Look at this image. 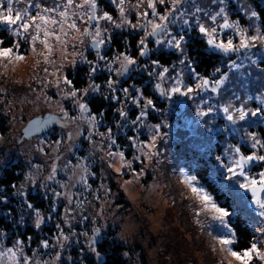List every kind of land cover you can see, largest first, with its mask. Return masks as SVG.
<instances>
[{
	"label": "snow or ice",
	"instance_id": "6c2138e0",
	"mask_svg": "<svg viewBox=\"0 0 264 264\" xmlns=\"http://www.w3.org/2000/svg\"><path fill=\"white\" fill-rule=\"evenodd\" d=\"M217 2L221 5L217 11L196 6L194 11L189 13L182 9L185 0H136L134 4L131 0H111L118 12L117 18L109 11L99 10L97 0H64L62 4L56 2L54 7L45 6L41 0H0V26H4L8 34L15 38L14 42L0 38V68H3L5 73L15 70L22 62L27 61L25 44L29 45L33 55L38 57L37 67L41 64H51L55 67L52 57L57 47L66 59L70 40L74 42L75 48L76 43L84 44L85 38H88L90 46L96 51L95 62L84 56L83 52H74L70 61L73 68L77 60L89 66V82L85 88L76 87L67 74H57L64 68L63 63L55 72L49 73L47 67L43 69L46 74L56 77L54 81H47L43 86L55 87L61 95V101L70 100L77 110V114L72 115L60 101L57 102L62 114L57 121L61 124V135L51 142L52 152L59 153L61 146L67 142V152L74 154L73 150L78 147L77 141L81 137L88 141L90 147L88 155L75 156V163L71 159L66 160L63 169H60L58 164L62 157L55 155L45 180L55 182L64 191L51 189L52 206L47 219H52V213L58 211L57 201L63 198L67 201L63 223L68 226L69 231L66 233L62 225L57 223L54 242L46 238L41 239L38 245L40 249L63 250L71 238L84 236L87 237L86 247L100 260L102 254L97 245L101 229L93 227L91 236L87 232L77 233L72 230L76 211L83 213L87 201V197L79 199L82 193L72 189L78 185H82L85 191L92 189L90 177L96 176L92 165L96 163L98 154L102 165V179L103 165L117 176H124L127 171H132L134 176H138L144 169L141 168L137 173L133 167L134 162L138 161L141 165L145 161L150 164L162 163L160 158L168 149L165 147L162 153L160 145L163 143L166 146L174 138L169 117L179 105L188 109L191 119H187L186 124L203 141L202 151L209 169L207 181L192 171L185 170L181 173L183 184L191 193L189 199L194 201L192 211L196 224L215 237L218 250L228 257L227 264H264V134L252 130L257 123L264 125V91L245 97L233 92L232 96L221 100L228 90L230 73L240 70L244 65L229 59L228 71L216 67L211 75L201 74L195 66V60L187 52L184 31L187 28L190 33L195 27L204 39L207 50L214 54L228 58L232 54L239 56L243 52L245 57L250 59V49L258 45L264 46V27L257 24L255 32L251 33L248 27L241 25L239 19L230 18L224 6L225 0H211L212 4ZM241 7L248 20L261 19L256 10H249L243 5ZM133 11L135 23L131 18ZM77 21L87 26L81 30ZM178 23L183 27L176 33L172 26ZM109 25L114 29L128 28L143 33L136 43V54L131 51L127 40L124 42L123 51L117 50L111 57L102 54V49L113 42ZM153 42L158 47H151ZM159 46L173 51L180 57L179 67L177 62H173L169 67L160 59L152 58V53L158 52ZM142 58H147L150 63H141ZM101 61L109 73L104 85L108 90L104 98H110L120 105L115 109L119 115L115 122L116 128L121 131L128 128L134 133L126 137L128 143L125 147L133 150L131 159L118 143L111 126L105 125L107 131H100L105 117L104 111L93 113L85 99L89 92H102V85L95 82V73ZM251 63L258 65L257 60H252ZM140 71H144L153 81V95H146L143 88L135 84L129 87L120 86V78H127ZM260 71L264 73V67H261ZM261 88L264 89V82H261ZM45 99L50 97L45 96ZM251 102H255V106H252ZM129 104L139 110L134 119L127 110ZM162 104L167 107H162ZM153 115L159 117L157 122H149ZM46 124V121H33L24 134L29 135ZM84 125H87V136H83ZM70 126H74V130ZM145 135L147 138H142ZM220 135H224L223 143H214L213 137L218 138ZM45 143V140H40V145ZM37 151L48 155L43 146L38 147ZM33 167L39 170L42 166L37 164ZM58 171L65 173L67 181L57 179ZM24 181L36 185L37 176L30 172L25 175ZM131 183L129 180L124 181L125 185ZM12 187L17 189L14 194L25 197V209L34 215V227L40 229L46 218L42 210L26 198L25 184L21 183L19 188L13 184ZM39 187L47 190L49 185L40 182ZM100 190H103L105 197L112 194L111 188L101 183L93 193L94 200L101 199ZM0 199L7 202L6 197ZM73 203L75 208L72 207ZM102 215L103 209L96 214ZM241 215L245 217L252 233L251 240L243 248L240 247V233L236 226ZM20 219L23 222L24 216ZM88 219L89 217L84 215L80 222ZM92 223L95 225L98 220L94 218ZM6 235L5 231L0 230V238ZM32 239V236H28L26 243L25 240L17 238L10 247H6L0 239V264H59L61 251H55L51 261L42 259L43 254L35 248L31 250V255H28L25 249ZM81 251L83 252V249ZM124 255L128 253L125 252ZM68 260L71 261L72 257L69 256ZM80 264H84L83 260Z\"/></svg>",
	"mask_w": 264,
	"mask_h": 264
},
{
	"label": "rangeland",
	"instance_id": "374dc122",
	"mask_svg": "<svg viewBox=\"0 0 264 264\" xmlns=\"http://www.w3.org/2000/svg\"><path fill=\"white\" fill-rule=\"evenodd\" d=\"M98 1L99 0H97V3ZM105 1L113 6L115 11L114 14H111L118 18V12L116 11L115 6L111 3V0H103L102 2ZM255 1L256 0H225L224 6L226 7V11L229 13L230 18L232 20L239 19L241 25L244 26L243 20H248V18L242 11L241 6L243 5L244 8L253 10V2L255 3ZM41 2L45 6L54 7L56 2H60L62 4L64 0H41ZM77 2H79V0H77ZM131 2L134 4L136 3V0H131ZM258 3V5H262L264 7V0H258ZM196 6H201L206 9L210 8L212 11H217L221 5H219L218 2L216 4H212L211 0H185V3L182 5V9H186L189 13H191L194 11ZM98 9L104 11L103 8H101V3H98ZM161 11H163V9H161ZM33 14H35V10H33ZM200 15L202 18H204L202 13ZM131 18L135 23L134 11L132 12ZM259 21L260 20H248L245 23L247 25L244 27H248L250 32L254 33L255 26L257 24L260 25ZM77 22L81 27V30H83V27L87 26L80 24L79 21ZM108 27L110 28V31L113 35L115 33H126L128 35L140 36L143 34L142 32H136L128 28L114 29L110 25ZM181 27H183L182 24L178 23L173 25L172 29L174 32L179 33ZM3 29H5L4 26H0V31ZM184 31L187 43L193 42L197 36L201 37L195 27H193V31L190 33L187 31V28H185ZM229 34L232 33L229 32ZM7 36H10L8 32ZM12 39L14 42L15 38L12 37ZM73 43L74 42L71 40L68 43L66 59L62 57L59 47H57V50L52 57V59L55 61V67L51 64H41L39 67H37L36 60L38 57H35L31 52L29 45L25 44L24 48L27 49V61L22 62L15 70L9 71L7 73H5L3 68H0V115H4L7 120V126L4 129L5 133L0 132V165L4 164L6 161H20L24 163L27 168L24 177L30 172L37 176L36 185H32L30 182L24 181L23 178L21 183L25 184L24 191H40L48 198H51V200L52 188H56L58 191H64L63 189H60L55 182L45 180L51 170V164L55 158V155H60L62 157L61 160L58 161V164L60 169H63L66 160L71 159L73 163H75V156L88 155L90 145L88 144L87 140L81 137L80 140L77 141L78 147L73 150L74 154L67 152V142L61 146L59 153L54 154L50 144L52 141L60 138L61 124L52 127L47 132L34 135L30 138H25L22 135L21 130L26 121L36 115L51 111L61 114L57 103L58 101H60L72 115L77 114V110L74 109L70 100L61 101V95L58 94V90L55 87L49 85L47 88H45L43 86L47 81H54L56 78L55 76L46 74L43 69L47 67L49 73L55 72L59 65L63 63L64 68L57 74H66L69 70L74 69L70 64V61L73 59L74 52H83L84 56L95 62L96 51H94L95 53L91 52L90 40L88 38H85L84 44L76 43L75 48H73ZM110 45H107L102 49V54L108 57L113 55H108L107 53ZM150 46L153 48L158 47L154 42ZM193 48H195V46ZM203 49L206 52H210L207 50V46H204ZM131 51L133 54H136V49H131ZM161 51L167 52L170 50H166L162 46H159V51L152 53V58L154 54H157ZM216 55L218 56L216 67H220L222 71H228L227 63L229 59L236 60L238 64L244 65V67L240 70L230 73L231 80L228 90L224 95H222L220 98L221 100L232 96L233 92L241 95V97H245L246 95L255 96L264 91V89L261 88V82H264V73L260 71V68L264 67V46L258 45L256 48L250 49L248 51V57H250V59L246 58L243 52L239 54V56L237 54H232L228 58L222 57L219 54ZM179 58L180 57L178 56V59L175 60V62H177V67H179ZM252 60H257L258 65H253L251 63ZM145 62L150 63L147 58H142L141 63ZM172 64L173 63L165 66L170 67ZM80 65H86L89 70V66L86 63H82L77 60L75 68ZM214 69L211 70L209 75H211ZM97 74L105 76L106 78L105 80L101 79L102 82H98L102 85V92L104 94L105 91H108L104 85L109 73L107 72L103 61L100 62V67L98 68L95 75ZM112 76L115 78L114 73ZM139 76L140 78H138ZM86 77L87 84L83 88L87 87L89 82L88 76ZM120 79L121 87H129L130 85L135 84L137 87L143 88L148 81H151L153 86V81L144 71L134 72L127 78ZM135 79L141 80L137 81ZM150 91H152V87L150 88ZM96 94L97 93L89 92L85 99ZM145 94L153 95V92ZM133 95H135V93H133ZM45 96L50 97V99H45ZM121 99L123 100L122 95ZM106 100L107 102L111 101L114 112L110 117V120L107 121L108 123H105V121L101 123L100 131L106 132L107 128L105 125H108L112 127L113 133L116 137L120 135L126 137L127 135H133L134 133L128 128L123 129L122 131L117 130L115 122L119 119V115L115 112V109L120 105L110 98ZM251 103L252 106H255V102ZM161 106L167 107L166 104H162ZM127 110L129 111L130 117L132 119L135 118L139 111L134 105L131 104L128 105ZM153 118H155L156 121H154ZM158 119L159 117L153 115L149 122H157ZM187 119H191V116L188 114L187 107H181L179 105L176 106L169 117V121L173 125L172 133L174 138L168 143V145L165 146L163 143L160 145L162 153H164L165 147L168 149V151L160 158L163 162L160 164H150L145 161L143 165H141L138 161L134 162L133 167L137 173L140 172L141 168L144 169L143 173L138 176H134L132 171H127V174L124 176H117L114 172H112L111 169H108L106 165H103L104 171L102 179V165L98 154L96 163L92 165V169L96 172L95 177H90L92 189L85 191L82 185H78L77 188L72 189L74 192L82 193V195L78 197L79 199L83 200L84 197H87V201H85L84 212L81 213L79 210H77L75 213V219L72 221V230L76 231L77 233L87 232L88 235L91 236L92 228L99 227L101 229L100 239L110 237L114 234L117 240L129 247V251L131 252L129 253V256L130 259H132L130 261L131 264H175L179 261L186 263L195 262L196 264H205L203 249L198 247L195 235L182 227L179 217L184 219L188 218L189 221L194 222L195 225L198 226V229L201 230L200 232L197 229L195 233L200 234L199 237L203 236L202 233L204 234L205 238L209 237V240H211L212 244L215 245L216 250L219 249V246L212 234L196 224L192 207H188L190 204L193 205L194 201L189 199L191 196L190 190L186 185L183 184L182 181L181 173L186 169L183 167L175 168L174 170L167 168L169 165L168 161L171 157H179L181 153H183L182 151L186 150L185 148L183 149L184 142L188 143V147L194 146L195 141L191 140V138L198 135L187 126ZM258 125H261L264 128V125L257 123L253 126L252 130L254 131V128L258 127ZM70 127L74 130V126ZM84 128L85 131L83 136H87V125H84ZM144 131L146 132V130ZM177 133L180 134L177 135ZM142 138L146 139L147 137L145 135ZM97 139L99 140V137H97ZM40 140H45L46 143L44 145H40ZM189 140L191 141L189 142ZM126 145L127 143L125 142L124 146ZM41 146H43L48 152L47 156L37 151V148ZM131 155H133L132 149ZM37 164L42 166L41 169L38 170L33 167V165ZM256 170L257 169H253V171ZM57 179L61 181H67V176L63 171H58ZM125 180L132 181V183L125 185ZM40 182L47 183L49 185L48 189H41L39 187ZM101 183H104L109 188H111L112 194L108 197H105L103 190H100L99 195L101 196V199L94 200L93 193L96 192ZM125 188H127V191H125ZM75 199L76 198H74V201ZM66 204L67 201L63 198L57 201L56 207L59 211L52 213V219L50 220L47 219L49 213L46 215L42 212L46 218L44 223L52 224L55 228L56 224L60 223L67 233L69 228L63 223L64 208ZM72 207L75 208V203H73ZM101 209H103V215L96 216V214L99 213ZM55 213H58V216L54 215ZM84 215L88 216L89 219L81 223V217ZM23 216L29 218V220L34 224V215L30 211H27L25 207ZM94 218L98 220V223L95 225L92 223ZM56 231L57 229L46 239H49L50 242H54L53 237ZM0 239L3 240V243L6 247H10L13 244L5 243L6 236ZM86 245L87 237L79 236L78 238H71L66 243V246L63 250H60L59 248H56L55 250L52 248L44 250L40 249L38 246L34 247L29 245L26 247L25 251L28 255H31V250L35 248L43 254L42 259H47L49 261H51L52 257L55 255V251H61L62 258L59 264H74L72 260H68V257L71 256L69 254V250L71 248H75L76 251L79 252L80 256L81 254H87L96 258L95 254L90 252ZM82 249L83 252L81 251ZM76 251L74 252L75 254L77 253ZM222 254V258H225L226 262L224 264H227L228 257L223 252ZM76 259V261H78L77 263L80 264V258Z\"/></svg>",
	"mask_w": 264,
	"mask_h": 264
},
{
	"label": "trees",
	"instance_id": "16d2710c",
	"mask_svg": "<svg viewBox=\"0 0 264 264\" xmlns=\"http://www.w3.org/2000/svg\"><path fill=\"white\" fill-rule=\"evenodd\" d=\"M103 0H99L98 3H101V8H103L104 11H109L110 13L114 14L115 9L113 6H111L108 2H102ZM103 5V6H102ZM253 10H256L260 13L261 19L259 21L260 25L264 27V9L261 7H258V4L255 2L253 3ZM248 20L244 19V26ZM0 38H3L5 40H8L9 42H13L12 37L7 36V31L3 29L0 31ZM129 39V37H128ZM124 42L125 39H118L113 37V42L111 44V47L113 46V53L110 51L109 53L112 55L117 50L123 51L124 50ZM129 44L131 45V49H136V43H137V35L131 36L129 39ZM187 51L191 58H193L196 62V68L197 70L203 74V75H209L211 70L214 69L218 62V56L211 52H206L203 48L204 46H207L203 38L197 36L195 37L193 42L187 43ZM195 46V48H193ZM111 50V48H110ZM153 58L160 59L161 62L165 65L171 64L175 62V60L178 59V55L174 53L173 51H161L157 54L153 55ZM82 65L78 66L77 69L81 68ZM85 70L84 73H79L81 69L78 71L77 74L74 72H71L70 70L66 73L70 79L74 81V84L78 88H83L87 84V72L88 67L84 65L82 68ZM103 77V78H102ZM140 78V76L138 77ZM102 80H105V76L101 75H95V81L96 83L102 82ZM137 81L141 79H135ZM148 81V80H147ZM148 85V86H147ZM148 87V88H145ZM152 87L151 81H148L144 87L143 90L145 93L152 92L150 91V88ZM1 94V92H0ZM104 94H107V91H105ZM103 92L97 93L96 95H93L86 99V101L89 103V106L93 113L98 114L101 111H104L105 113V123H108L107 121L110 120V117L113 115V106L111 101H108L103 98ZM154 121H156L155 118H153ZM6 117L4 115H0V132L5 133L6 128ZM254 131H259L262 134H264V128L261 125H258V127L254 128ZM130 132V131H129ZM118 142L122 146V149L125 150L128 158H131V149L128 147H125V142L128 143L126 136H118ZM191 140H194V146L188 147V143L184 142L183 150L181 155L179 157H171L168 161V166L170 170H174L175 168H185L188 171L194 172V174L200 175L202 179L205 181L209 178V169L205 164V154L202 151L203 141L199 136H195L191 138ZM189 140V142L191 141ZM224 140V135H220L218 138L213 137L214 143H220L222 144ZM178 150L177 148H175ZM245 151H247L245 149ZM26 165L20 161H6L4 164L0 165V197H6L7 202H5L3 199H0V230H3L7 233L6 235V244H12L15 239L20 238L27 242V237L32 236L33 239L30 242L29 245L32 246H38L39 241L41 239L48 238L50 235L54 233L56 228L49 223H43L41 225L40 229H36L34 227V224L29 220V218L24 217V221L21 222V216L23 215L24 211V199L25 197H22L20 195L14 194L17 189L13 188L12 185L15 184L18 188L19 184L24 178V174L26 172ZM27 199L29 202L33 203L37 208L41 209L44 214H48L51 210L52 206V200L51 198H45L46 196L42 194L40 191H27ZM187 203V202H186ZM177 205V204H176ZM179 206V205H177ZM193 205L190 204L188 207H192ZM180 207V206H179ZM187 208V207H186ZM186 210V209H185ZM59 211V210H58ZM54 215L58 216V213H55ZM179 220L181 221V225L184 229L190 231L195 235L196 243L198 244V247L203 249V254L205 256L204 263L205 264H218L223 261L225 262V258H222L223 254L222 251L216 250L215 245L212 244V241L209 240L210 238H205L204 234L202 233V237H199L200 234H196L195 231L198 229V226L195 225L194 222L189 221L188 218H182L179 217ZM239 233H240V239L241 244L240 247L243 248L248 245L249 241L251 240V230L247 226V221L243 215H241L238 219V222L236 224ZM192 230V231H191ZM199 230V229H198ZM201 232V230H199ZM198 232V231H197ZM208 239V240H207ZM101 252V258L100 260H97L91 255L87 254H81L79 255V252L76 251V249L71 248L69 250V254L72 257V261L74 264H78L76 261V258H80V261L83 260L84 264H101V261H103V264H131L129 253V247H127L125 244L120 242L116 239L115 235H111L110 237L99 239V243L97 245ZM215 250V251H214ZM30 251V250H29ZM77 252L76 254L74 252ZM125 252H128V255H124ZM79 257H78V256ZM129 257V258H128ZM175 264H188L186 262H176ZM191 264V263H189ZM192 264H196L193 262Z\"/></svg>",
	"mask_w": 264,
	"mask_h": 264
},
{
	"label": "water",
	"instance_id": "95a60500",
	"mask_svg": "<svg viewBox=\"0 0 264 264\" xmlns=\"http://www.w3.org/2000/svg\"><path fill=\"white\" fill-rule=\"evenodd\" d=\"M61 117V114L58 113V112H55V111H51V112H46V113H43V114H40V115H36L32 118H30L29 120L26 121L25 125L22 127V135L25 137V138H30L34 135H38V134H42L44 132H47L48 130H50L52 127L54 126H57L59 125L60 123H58L57 121L60 119ZM42 121V122H47L46 126L39 129V130H36V131H33L32 133H30L29 135H25V130L31 125V123L33 121ZM189 264V263H188ZM192 264V263H191Z\"/></svg>",
	"mask_w": 264,
	"mask_h": 264
},
{
	"label": "flooded vegetation",
	"instance_id": "af4514ba",
	"mask_svg": "<svg viewBox=\"0 0 264 264\" xmlns=\"http://www.w3.org/2000/svg\"><path fill=\"white\" fill-rule=\"evenodd\" d=\"M257 4H259L258 3V0H256L255 1ZM254 3V2H253ZM258 7H261V8H263L264 9V7L261 5H258ZM131 36H133V35H128V34H126V33H115L114 35H113V37L114 38H117V40L118 39H125V40H127V41H129V39L131 38ZM136 36V35H135ZM128 37H129V39H128ZM139 37H140V35H137V41L139 40ZM110 48H111V50H110ZM109 50V52L111 51L112 53H113V46L111 47V45H110V47L108 48ZM90 50H91V52H94L95 51V49L93 48V47H91L90 46ZM107 51V53H108V55H111L109 52ZM95 53V52H94ZM84 67V65H82V67L81 68H79V69H77V68H74V69H71L70 71L71 72H74L75 74H77L78 73V71L81 69V71H79V73H84L85 72V70L84 69H82Z\"/></svg>",
	"mask_w": 264,
	"mask_h": 264
}]
</instances>
